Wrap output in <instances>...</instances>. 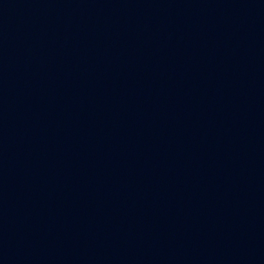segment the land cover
<instances>
[{
  "label": "water",
  "instance_id": "1",
  "mask_svg": "<svg viewBox=\"0 0 264 264\" xmlns=\"http://www.w3.org/2000/svg\"><path fill=\"white\" fill-rule=\"evenodd\" d=\"M0 264H264V0H0Z\"/></svg>",
  "mask_w": 264,
  "mask_h": 264
}]
</instances>
